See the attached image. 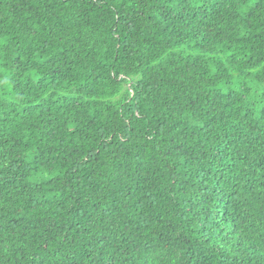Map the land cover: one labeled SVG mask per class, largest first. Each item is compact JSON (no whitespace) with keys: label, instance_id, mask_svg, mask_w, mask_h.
<instances>
[{"label":"trees","instance_id":"16d2710c","mask_svg":"<svg viewBox=\"0 0 264 264\" xmlns=\"http://www.w3.org/2000/svg\"><path fill=\"white\" fill-rule=\"evenodd\" d=\"M0 264H264V0H0Z\"/></svg>","mask_w":264,"mask_h":264}]
</instances>
